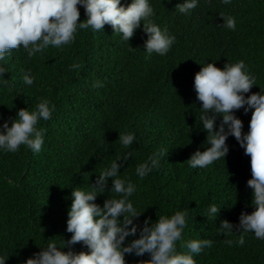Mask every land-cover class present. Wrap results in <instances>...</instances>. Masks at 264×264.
Instances as JSON below:
<instances>
[{
	"label": "trees",
	"instance_id": "trees-1",
	"mask_svg": "<svg viewBox=\"0 0 264 264\" xmlns=\"http://www.w3.org/2000/svg\"><path fill=\"white\" fill-rule=\"evenodd\" d=\"M181 2L150 0L155 22L176 37L165 56L146 55L142 28L126 43L105 25L100 32L78 30L75 41L60 50L50 47L29 59L21 48L0 61L7 69V85L0 84V116L14 117L18 109L34 108L40 99L55 107L52 118L38 124L46 129L39 153L24 146L16 153L0 152V254L10 255L6 264H20L46 239H69L65 229L72 188L87 187L126 151L134 156L119 171L138 184L131 199L143 212L140 221L188 207L183 239L213 241L194 257L197 264H264V241L247 233L244 245L237 246L239 233L218 235L215 228L221 220L236 224L241 211L253 210L246 186L250 157L230 136L225 161L204 169H192L186 161L206 139L197 126L200 102L193 90L200 64L215 61L222 68L244 59L257 84L250 93L264 88V0H200L190 16L174 10ZM79 10L84 20V10ZM222 14L236 18V31L221 26ZM73 62L81 64L79 71L69 70ZM29 69L35 77L32 86L21 80V70ZM96 81L102 86L93 88ZM236 115L247 132L251 110L245 114L240 109ZM128 131L136 141L124 149L119 134ZM161 148L166 156L159 169L139 181L136 165ZM104 198L98 196L96 203L102 205ZM210 203L222 207L215 222L204 217ZM74 250L85 249L78 243ZM147 258L127 256L126 261L136 264Z\"/></svg>",
	"mask_w": 264,
	"mask_h": 264
},
{
	"label": "clouds",
	"instance_id": "clouds-1",
	"mask_svg": "<svg viewBox=\"0 0 264 264\" xmlns=\"http://www.w3.org/2000/svg\"><path fill=\"white\" fill-rule=\"evenodd\" d=\"M220 2L231 4L232 0ZM199 3L200 0H182L174 10L190 16ZM81 7L84 20H80ZM154 16L150 0H130V3H122V0H0V61H4L11 50L21 48L29 59L50 47L60 50L75 41L78 30L100 32L105 25L126 43L142 28L147 36L143 44L146 55L165 56L176 37L157 24ZM220 17L222 27L236 31L234 16L222 14ZM200 65L194 75L193 90L196 101L200 102L197 126L206 133V139L186 160L188 167L204 169L218 160L225 161L229 152L226 140L234 137L244 155L250 157L251 178L246 186L251 189L253 210L251 213L241 211L236 224L221 220L219 227L215 226L216 233L223 236L239 233L237 246L244 245L247 233L264 241V88L250 93L257 84L244 59L227 62L222 68L217 67L215 61ZM80 68L79 62L69 66L70 71ZM21 71L22 83L32 86L35 77L31 69ZM5 73L6 67L0 65V84L3 85H7ZM97 86H102L99 81L92 85ZM240 109L245 114L251 110L247 132L242 131L243 122L236 115ZM54 111L50 100L40 99L34 108L18 109L14 117L0 116V152L16 153L24 146L33 154L39 153L46 129L38 124L49 121ZM135 141L132 131L119 134L124 149H129ZM133 156V151H126L122 157L110 161L87 187L72 188L65 229L71 234L70 238L59 239V242L46 239L38 247L39 251L20 264H127V256L148 257L137 260L136 264H197L194 257L205 248H211L213 241L183 239L182 234L189 226L188 207L159 215L155 221L151 218L140 221L143 212L137 211L131 199L138 184L119 171ZM165 156L161 148L138 163L134 169L137 179L142 181L159 169ZM101 195L105 196L102 205L96 203ZM221 208L210 203L204 217L215 222ZM78 243L85 250L75 251ZM224 243L231 247L233 240L225 239ZM9 256L0 254V264H6Z\"/></svg>",
	"mask_w": 264,
	"mask_h": 264
}]
</instances>
